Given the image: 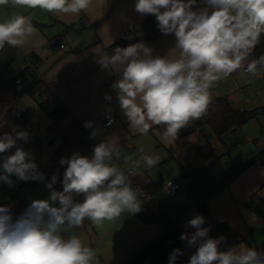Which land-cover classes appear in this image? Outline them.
Here are the masks:
<instances>
[{"label": "clouds", "instance_id": "obj_1", "mask_svg": "<svg viewBox=\"0 0 264 264\" xmlns=\"http://www.w3.org/2000/svg\"><path fill=\"white\" fill-rule=\"evenodd\" d=\"M9 4L65 17L88 11L93 0H0V7ZM135 11L142 17L154 15L158 30L175 36L178 56H155L144 42L97 56L103 68L123 66L111 87L133 132L147 135L154 126H163L161 139L174 143L181 129L206 115L210 90L218 81L240 69L251 76L264 73V54L244 64L264 34V0H200L199 5L198 0H136ZM36 34L30 16L13 15L0 22V52L6 46L20 49ZM111 99L105 95V100ZM6 125L0 117V128ZM84 126L93 128V123L85 121ZM98 134L93 130L90 138ZM19 141L28 142L29 133L15 125L0 135V154L15 148L13 154L0 156V182L12 187L13 176L24 182L45 181L33 153ZM139 152V160L122 168L115 163L121 158L117 144L101 141L91 156L74 152L60 159V165L67 166L61 191L54 188L58 175L53 174L46 183L48 198L33 200L15 219L10 205H0V264H99L97 252L75 229L85 220L100 228L125 212L141 210L142 190L133 187L132 177L141 164L151 169L161 158L144 154L142 147ZM130 159L124 156V164ZM205 223L200 214L186 221L195 231L182 233L180 239L196 247L188 264H264V251L253 247L221 250L225 237H211ZM183 254L174 249L168 264Z\"/></svg>", "mask_w": 264, "mask_h": 264}, {"label": "crops", "instance_id": "obj_2", "mask_svg": "<svg viewBox=\"0 0 264 264\" xmlns=\"http://www.w3.org/2000/svg\"><path fill=\"white\" fill-rule=\"evenodd\" d=\"M135 2L93 0L88 11L65 17L39 8L6 5L4 9L9 8L10 14L4 20L17 14L28 15L37 34L20 49L6 46V50L0 52L5 75H17L25 68L23 64L14 73L9 64L15 58L24 63L33 56L35 61L30 60L34 64L33 74L54 99L70 110L67 122L77 120L90 134L98 130L96 139L99 143L109 139L120 144L131 156V161L140 159L141 147L144 154L158 155L161 159L155 167L148 169L141 164L137 169V175L133 177L134 186L147 189L167 179H174L179 185L177 195L160 192L153 201L182 233L195 231L185 224L199 214L198 205L204 204L213 218L225 222L242 236L243 241L235 246L237 250L245 246L264 247V116L258 115L220 138L207 126L195 130L190 123L180 130L174 143L161 139L164 128L159 126L151 128L147 135L129 129L128 121L119 107L117 93L111 87L120 78L123 66L103 68L97 63V56L104 52V48L137 30L145 16L135 11ZM56 38L61 40L63 48L52 47ZM175 39L174 35L169 34L148 42L139 35L135 42L127 41V46L144 42L153 49V55L169 54L175 58L178 56L173 49ZM258 90H264V76H251L242 71L218 81L210 91L212 100L224 97L234 109L248 111L264 106V93L258 94ZM105 95H110L111 101L105 100ZM32 96L40 98L38 91L19 94L16 103L0 115L8 121V125L0 128V135L10 132L16 122L29 132L26 129L31 120L29 112L36 108ZM105 114L114 118L108 127L102 126ZM85 121H91L93 128L85 127ZM22 142H18L20 146ZM206 143L212 151L208 159L199 151ZM11 151L6 155H10ZM17 189V183H14V186L0 190V205ZM49 193L45 181H30L11 205L13 218L22 214L33 200L47 199ZM141 201L143 206L145 203ZM75 232L97 252L101 264H124L156 238L161 228L153 222L144 224L135 214L125 212L114 222L105 221L100 228L85 220ZM182 251L181 263L188 264L196 247H188L182 241Z\"/></svg>", "mask_w": 264, "mask_h": 264}, {"label": "trees", "instance_id": "obj_3", "mask_svg": "<svg viewBox=\"0 0 264 264\" xmlns=\"http://www.w3.org/2000/svg\"><path fill=\"white\" fill-rule=\"evenodd\" d=\"M199 2L200 0H198V5ZM157 23L154 15H146L134 33L119 40L117 43L104 48V52L110 56L114 53L116 47H126L127 41L135 42L139 35H142L148 42H153L165 36L158 30ZM262 54H264V34H262L260 43L253 50L248 60L244 62L245 66L251 59H258ZM30 60L32 62L35 61L33 56H30ZM4 69L0 73V115L14 103V100L6 99L4 96L7 88ZM242 71L244 70L240 69L232 74L235 75ZM261 74L264 76V73ZM17 75H22L26 81H31L33 84L31 90L27 93L38 91L39 96L45 95L49 99L46 102H40L39 105L50 119V123L46 129L47 132L50 133L52 137L59 138L60 144L53 154L39 166L38 170L43 171L46 183L50 181L53 174L58 175V181L54 185V188L57 191H61L63 174L67 166L60 165V159L63 157H70L74 152H79L81 155L91 156L94 146L99 144V141L96 137L90 138L91 134L75 119L68 122L71 126L70 130L62 131L60 124L65 121L67 122V118L71 115L70 110L63 103L54 99L39 81H35L34 77L26 68ZM12 76H14V74H12ZM21 93L26 92L22 91L20 94ZM258 115L264 116V106L248 111L237 110L232 107L226 98L219 97L212 100L205 116L198 121H192L191 124L195 130H199L205 125L216 137L220 138L233 129L244 125L249 120L256 118ZM159 127L164 128L163 126ZM34 141V139H30L25 143L23 149L29 151V147ZM199 151L204 158L208 159L212 156V151L208 143L201 146ZM132 181L134 186L133 177ZM29 182L30 181L23 182L1 205L11 206L21 193L22 189ZM76 199L82 200V197H76ZM197 211L200 215L205 217L206 223L204 224V227L210 228L209 235L211 237H225L224 243L220 246L221 250H225L226 247H235L243 241L242 236L231 229L225 222L213 218L206 205L199 204ZM135 215L144 224L151 222L156 223L160 226L161 232L156 238L130 257L124 264H168L170 253L177 248L182 250V240L180 239L182 232L180 228L169 219L165 212L154 201L141 206V210L138 213H135ZM256 249L264 251V247ZM175 264H182L181 256L177 258Z\"/></svg>", "mask_w": 264, "mask_h": 264}, {"label": "built area", "instance_id": "obj_4", "mask_svg": "<svg viewBox=\"0 0 264 264\" xmlns=\"http://www.w3.org/2000/svg\"><path fill=\"white\" fill-rule=\"evenodd\" d=\"M63 45H60V48H63ZM24 67L29 71V73H31V75L34 77L35 81H38V78L36 77V75L33 74V70H34V64L30 61V60H24ZM4 69V64L3 62L0 60V73L3 71ZM5 71V69H4ZM6 91H5V98L9 99V100H14L13 105L16 103V99L18 97V95L20 94V92L25 91L26 93L29 92L32 88V83L31 81H26L25 78L22 75H14L12 76V74L10 73H6ZM258 94L264 93V90H258L257 91ZM40 98V102H46L49 99L47 98V96L42 95L39 96ZM114 122V118L112 116H110L109 114H105L103 116V123L102 126L103 127H108L110 126L112 123ZM61 130L62 131H67L71 129V126L69 125L68 122H62L60 124ZM117 146L119 147L120 151H121V158L119 160H115V163L122 167V168H127V167H131L132 166V161L130 159L128 165L124 164V160L123 157L124 156H128L131 158L130 155L126 154V152L123 150L122 146L120 144H117ZM14 177V176H13ZM133 187H138V186H133ZM142 195L140 196V198L144 201V203H149L151 201H153L154 197L156 194L158 193H165L169 196H176L179 190V185L178 183L174 180V179H167L164 182H162L161 184H159L158 186L155 187H151V188H147V189H142ZM99 264H101V262H99Z\"/></svg>", "mask_w": 264, "mask_h": 264}, {"label": "rangeland", "instance_id": "obj_5", "mask_svg": "<svg viewBox=\"0 0 264 264\" xmlns=\"http://www.w3.org/2000/svg\"><path fill=\"white\" fill-rule=\"evenodd\" d=\"M6 6H3L2 9H0V22H2L4 20V18L9 17L10 14V9H6ZM2 10V11H1ZM10 69L14 72L17 73L19 71V69L22 67L23 62H21V60H19V58H15V61L11 62L10 64ZM28 98H30L29 95H26ZM33 101H35V106L36 108L35 111L30 109V114H31V120H30V124L29 127L26 128L29 130L28 133H31L29 135V140L30 139H34L35 141L30 145L29 147V151H31L33 153V156L35 158V161L38 165V168L41 164H43L52 154L53 152L56 150V148L59 146L60 144V139L57 137H52L50 133L47 132L46 127L49 125L50 123V119L47 116V114L43 111V109L40 107V105H38V103H40L39 98H35L34 96L31 97ZM38 99V100H37ZM38 110V111H36ZM37 112V113H36ZM15 126H19V129L23 130L22 128H20V126L22 127V124L20 123H14ZM31 126V127H30ZM27 143V142H25ZM25 143L22 142L21 147H24ZM11 151V150H9ZM8 151V153H9ZM15 151V149H13V151H11V154H13ZM10 154V155H11ZM2 155H6V154H0V156ZM135 162L134 159H132V163ZM0 163H2V158H0ZM40 172L43 173L42 170H39ZM15 183H17V187L19 188V186L24 182V181H19L16 178H12ZM37 183H39L40 181H35ZM8 185L6 183L0 182V190L7 188Z\"/></svg>", "mask_w": 264, "mask_h": 264}, {"label": "water", "instance_id": "obj_6", "mask_svg": "<svg viewBox=\"0 0 264 264\" xmlns=\"http://www.w3.org/2000/svg\"><path fill=\"white\" fill-rule=\"evenodd\" d=\"M61 44V40L59 38H56L53 43H52V47H59Z\"/></svg>", "mask_w": 264, "mask_h": 264}]
</instances>
